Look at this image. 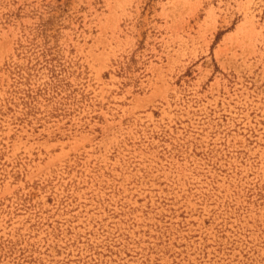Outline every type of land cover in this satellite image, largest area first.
<instances>
[{
  "label": "rangeland",
  "instance_id": "374dc122",
  "mask_svg": "<svg viewBox=\"0 0 264 264\" xmlns=\"http://www.w3.org/2000/svg\"><path fill=\"white\" fill-rule=\"evenodd\" d=\"M0 264H264V0H0Z\"/></svg>",
  "mask_w": 264,
  "mask_h": 264
}]
</instances>
